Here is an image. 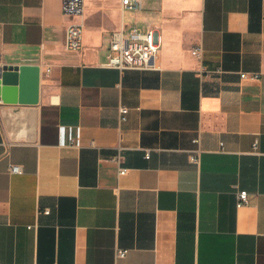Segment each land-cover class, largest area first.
I'll return each instance as SVG.
<instances>
[{
    "label": "crops",
    "instance_id": "1",
    "mask_svg": "<svg viewBox=\"0 0 264 264\" xmlns=\"http://www.w3.org/2000/svg\"><path fill=\"white\" fill-rule=\"evenodd\" d=\"M141 11L156 68L119 69V0H85L78 51L62 0H0V67H40L37 103L0 100V264H264V0Z\"/></svg>",
    "mask_w": 264,
    "mask_h": 264
},
{
    "label": "built area",
    "instance_id": "2",
    "mask_svg": "<svg viewBox=\"0 0 264 264\" xmlns=\"http://www.w3.org/2000/svg\"><path fill=\"white\" fill-rule=\"evenodd\" d=\"M122 13H130L134 17L136 13L141 11L145 0H119ZM85 9V0H62V13L68 19L69 23L65 25L66 46L69 50L78 51L82 48L83 26L84 20L77 21V17H83ZM162 47V38L155 25L148 29L137 24H129L122 20L120 27L112 31L109 35L108 59L105 65L125 68H143L154 69L156 65L153 60L158 56ZM192 53L202 56L203 47L195 45L192 47ZM221 69L211 70L207 66H202L201 73L209 74L211 72H220ZM243 78H259L260 73L242 72ZM128 107H120L121 121L127 119ZM258 141L254 143V149L257 148ZM121 155L118 154L116 160L121 162ZM191 160L197 162L199 160V149H195L191 153ZM120 175L125 174L128 168L121 166ZM11 173L22 172V167L18 164L11 163L9 165ZM249 193L246 190L238 192V205H244L249 202ZM127 250L119 249L118 257H124Z\"/></svg>",
    "mask_w": 264,
    "mask_h": 264
},
{
    "label": "water",
    "instance_id": "3",
    "mask_svg": "<svg viewBox=\"0 0 264 264\" xmlns=\"http://www.w3.org/2000/svg\"><path fill=\"white\" fill-rule=\"evenodd\" d=\"M40 67L32 64L0 67V100L35 104L39 101Z\"/></svg>",
    "mask_w": 264,
    "mask_h": 264
},
{
    "label": "rangeland",
    "instance_id": "4",
    "mask_svg": "<svg viewBox=\"0 0 264 264\" xmlns=\"http://www.w3.org/2000/svg\"><path fill=\"white\" fill-rule=\"evenodd\" d=\"M142 11L136 13L134 17H131L130 13L125 12L124 13V21L127 23H130L131 25L133 24H141L142 22Z\"/></svg>",
    "mask_w": 264,
    "mask_h": 264
}]
</instances>
